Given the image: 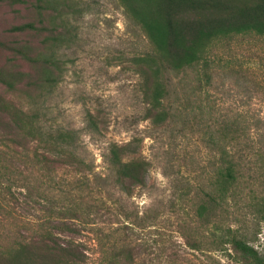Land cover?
<instances>
[{
	"label": "trees",
	"instance_id": "trees-1",
	"mask_svg": "<svg viewBox=\"0 0 264 264\" xmlns=\"http://www.w3.org/2000/svg\"><path fill=\"white\" fill-rule=\"evenodd\" d=\"M116 1L149 45L135 68L143 106L137 123L171 122L178 133L197 126L191 131L206 129L217 146L219 158L200 183L177 185L182 197L195 190L192 221L179 218L176 223L181 238L196 251H222L235 263L264 264V253L251 243L264 223V166L244 155L253 148L243 146L251 128L241 116L221 121L214 115L201 128L211 114L203 96L213 82L211 52L237 36H264V0ZM0 5L19 7L14 13L21 19L0 38V176L31 185L24 165L38 184L61 179L68 188L61 203L72 202L55 217L58 231L50 218L34 236L0 249V264H87L85 246L69 234L76 235L77 224L92 214L94 205L85 200L92 192L94 166L77 151L78 132L49 125L47 104L73 63L69 51L81 39L79 20L91 6L83 0H0ZM101 117L99 111H88L87 129L99 133ZM138 142L112 143L105 154L110 175L102 181L111 180L126 198L147 184L150 163L136 154ZM12 162L18 164L15 169ZM236 208L244 210L241 216ZM131 221L127 218L128 230L147 228ZM139 249L124 244L111 262L136 264Z\"/></svg>",
	"mask_w": 264,
	"mask_h": 264
},
{
	"label": "rangeland",
	"instance_id": "rangeland-1",
	"mask_svg": "<svg viewBox=\"0 0 264 264\" xmlns=\"http://www.w3.org/2000/svg\"><path fill=\"white\" fill-rule=\"evenodd\" d=\"M83 1L91 12L79 20L81 39L69 51L73 63L47 104L49 125L78 132L77 151L94 166L92 192L85 200L94 205L92 214L77 224L76 235H69L85 246L87 264H113L116 248L124 244L139 246L136 264H239L222 251L190 249L176 225L179 218L190 223L196 209L195 190L182 197L180 186L189 181L194 187L206 177L219 158L216 143L206 129L191 131L197 126L185 132L177 129L178 133L171 122L165 126L137 123L143 106L135 68L138 57L149 50L148 41L116 0ZM17 8L0 5V38L6 28L21 22L14 13ZM211 67L213 82L203 95L211 114L201 128L209 126L212 115L221 121L241 116L251 128L243 146L254 150L244 155L258 167L264 166V36H237L221 42L211 52ZM88 111L102 114L99 133L87 129ZM134 138L139 140L134 145L136 154L150 166L146 186L135 188L133 196L126 198L111 180L102 181L110 175L105 154L110 144ZM17 165L14 162L12 169ZM21 167L31 185L0 176V249L34 236L38 226L55 219L61 207L72 205L61 203L68 190L61 179H56L59 184H38L33 170ZM236 210L240 216L244 212ZM129 217L147 228L126 229ZM52 226L58 231L60 222L55 219ZM251 243L264 253V223Z\"/></svg>",
	"mask_w": 264,
	"mask_h": 264
}]
</instances>
